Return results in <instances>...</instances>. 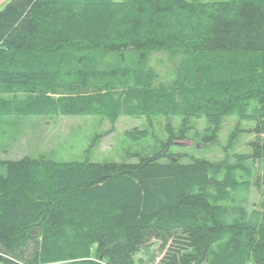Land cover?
Here are the masks:
<instances>
[{"label":"trees","instance_id":"16d2710c","mask_svg":"<svg viewBox=\"0 0 264 264\" xmlns=\"http://www.w3.org/2000/svg\"><path fill=\"white\" fill-rule=\"evenodd\" d=\"M155 52L175 63L169 88L154 87ZM229 66L240 75L220 78ZM160 114L184 127L204 117L215 131L235 114L264 135V0L0 8V117ZM251 146L247 159H264V137ZM231 168L184 163L167 146L138 163L0 159V264H135L152 239L164 251L157 264H264V203L249 214L239 194L250 181Z\"/></svg>","mask_w":264,"mask_h":264},{"label":"rangeland","instance_id":"374dc122","mask_svg":"<svg viewBox=\"0 0 264 264\" xmlns=\"http://www.w3.org/2000/svg\"><path fill=\"white\" fill-rule=\"evenodd\" d=\"M134 59L135 53L130 52L123 63L132 65ZM179 60L180 57L174 62ZM174 64L166 52L149 56L147 65L153 71L154 87H170L175 77ZM219 75L222 79H230L240 73L229 66ZM187 124L184 127L181 117L167 114L150 119L120 116L114 120L94 115L2 116L0 159L46 157L58 163H138L140 158L158 154L167 146L169 154L180 157L184 163L190 158H202L230 166L236 174H243L250 181L247 190L239 194L247 199L245 207L249 214L262 212L264 159H247L252 154V142L259 146L263 142L264 135L254 132L255 121L233 114L222 118L216 131L204 117L192 118ZM132 129L146 130V136L133 141L126 136ZM168 142L171 144L167 145ZM163 254L160 242L152 239L134 255V261L135 264H157Z\"/></svg>","mask_w":264,"mask_h":264},{"label":"water","instance_id":"95a60500","mask_svg":"<svg viewBox=\"0 0 264 264\" xmlns=\"http://www.w3.org/2000/svg\"><path fill=\"white\" fill-rule=\"evenodd\" d=\"M10 0H0V8L6 4L7 2H9ZM180 145H183V144H180ZM184 146V145H183Z\"/></svg>","mask_w":264,"mask_h":264}]
</instances>
